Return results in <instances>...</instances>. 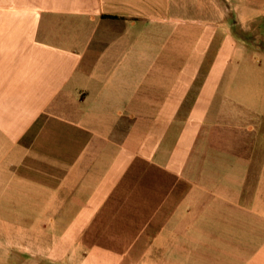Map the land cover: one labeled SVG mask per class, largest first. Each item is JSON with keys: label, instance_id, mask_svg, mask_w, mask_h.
Listing matches in <instances>:
<instances>
[{"label": "crops", "instance_id": "0c3cea01", "mask_svg": "<svg viewBox=\"0 0 264 264\" xmlns=\"http://www.w3.org/2000/svg\"><path fill=\"white\" fill-rule=\"evenodd\" d=\"M263 38L264 0H0V264H264Z\"/></svg>", "mask_w": 264, "mask_h": 264}, {"label": "rangeland", "instance_id": "374dc122", "mask_svg": "<svg viewBox=\"0 0 264 264\" xmlns=\"http://www.w3.org/2000/svg\"><path fill=\"white\" fill-rule=\"evenodd\" d=\"M255 32H256V31H255ZM255 32H254V33H255ZM255 35L257 36L258 34H255ZM259 37H260V36H257V37H255V38H259ZM260 38H261V37H260ZM253 39H254V38H253ZM263 39H264V38H263ZM263 39H262V40H263ZM260 42H261V40H260ZM261 43H262V42H261Z\"/></svg>", "mask_w": 264, "mask_h": 264}]
</instances>
